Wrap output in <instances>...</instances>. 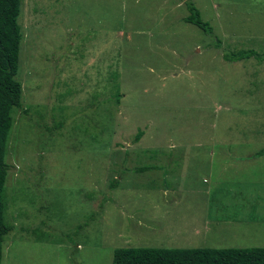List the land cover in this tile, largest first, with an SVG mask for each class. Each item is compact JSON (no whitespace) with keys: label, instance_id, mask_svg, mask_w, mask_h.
Wrapping results in <instances>:
<instances>
[{"label":"rangeland","instance_id":"1","mask_svg":"<svg viewBox=\"0 0 264 264\" xmlns=\"http://www.w3.org/2000/svg\"><path fill=\"white\" fill-rule=\"evenodd\" d=\"M18 23L0 264L264 246V61L223 59L264 54V0H20Z\"/></svg>","mask_w":264,"mask_h":264},{"label":"trees","instance_id":"2","mask_svg":"<svg viewBox=\"0 0 264 264\" xmlns=\"http://www.w3.org/2000/svg\"><path fill=\"white\" fill-rule=\"evenodd\" d=\"M186 7L189 13L183 17V21L194 24L207 34H212L213 28L201 18L196 6L187 1ZM19 13L20 0H0V263L4 236L13 229V225L7 223L4 217V190L10 169L5 156L8 135L13 123L11 111L13 108L22 106V87L15 78L22 37L18 23ZM251 57L257 61H264V54L253 49H238L235 52L225 53L223 59L239 61ZM141 135V131H137L135 141L140 139ZM263 154L264 147L258 150L255 155ZM113 185L111 184V186ZM93 217L94 214L91 213L89 219H93ZM86 224L87 222L83 225ZM81 227L82 224L78 226V228ZM111 264H264V246L250 248L118 247L113 250Z\"/></svg>","mask_w":264,"mask_h":264}]
</instances>
